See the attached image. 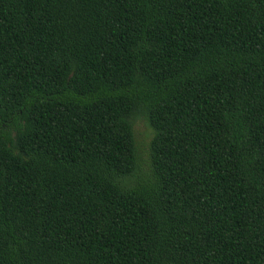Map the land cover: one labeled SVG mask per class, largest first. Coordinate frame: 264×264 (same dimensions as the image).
I'll list each match as a JSON object with an SVG mask.
<instances>
[{
	"label": "trees",
	"instance_id": "trees-1",
	"mask_svg": "<svg viewBox=\"0 0 264 264\" xmlns=\"http://www.w3.org/2000/svg\"><path fill=\"white\" fill-rule=\"evenodd\" d=\"M0 264H264V0H0Z\"/></svg>",
	"mask_w": 264,
	"mask_h": 264
},
{
	"label": "rangeland",
	"instance_id": "rangeland-1",
	"mask_svg": "<svg viewBox=\"0 0 264 264\" xmlns=\"http://www.w3.org/2000/svg\"><path fill=\"white\" fill-rule=\"evenodd\" d=\"M142 126V125H141ZM144 129V128H143Z\"/></svg>",
	"mask_w": 264,
	"mask_h": 264
}]
</instances>
